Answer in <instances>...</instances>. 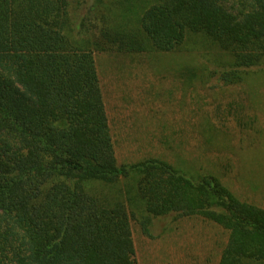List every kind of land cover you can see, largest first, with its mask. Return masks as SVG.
I'll return each mask as SVG.
<instances>
[{
  "label": "trees",
  "instance_id": "16d2710c",
  "mask_svg": "<svg viewBox=\"0 0 264 264\" xmlns=\"http://www.w3.org/2000/svg\"><path fill=\"white\" fill-rule=\"evenodd\" d=\"M183 50L205 83L263 88L264 0H0V264H137L131 224L167 217L220 227L216 264H264V209L210 161L117 160L97 57Z\"/></svg>",
  "mask_w": 264,
  "mask_h": 264
},
{
  "label": "rangeland",
  "instance_id": "374dc122",
  "mask_svg": "<svg viewBox=\"0 0 264 264\" xmlns=\"http://www.w3.org/2000/svg\"><path fill=\"white\" fill-rule=\"evenodd\" d=\"M195 54L97 57L117 160L131 163L156 151L194 172L210 161L208 170L239 199L264 209V87L205 83ZM230 104L237 117H229ZM149 135H156L152 146ZM131 228L137 264H216L226 238L199 218L154 219V239Z\"/></svg>",
  "mask_w": 264,
  "mask_h": 264
}]
</instances>
